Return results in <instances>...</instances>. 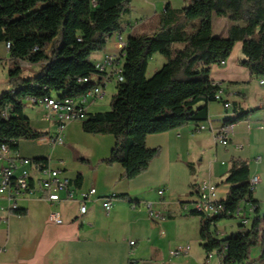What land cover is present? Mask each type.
I'll use <instances>...</instances> for the list:
<instances>
[{
	"label": "crops",
	"instance_id": "1",
	"mask_svg": "<svg viewBox=\"0 0 264 264\" xmlns=\"http://www.w3.org/2000/svg\"><path fill=\"white\" fill-rule=\"evenodd\" d=\"M167 4L182 8L188 6L190 0H133L131 12L124 18L123 36L128 39L137 31V34L149 33L142 29L144 18L162 13ZM224 18L217 16L215 20L213 17V30L220 36H227L233 24ZM116 37L114 34L106 49L98 52L93 60L114 51ZM9 57L6 43L0 42V69H3L0 95L9 89ZM243 57L242 42L238 41L226 64H215L211 69V79L221 83L224 99L232 103L226 108L221 101L209 102L213 127L217 129L225 125L227 119L251 111L245 119L234 123L229 144L218 143L211 130L196 131L194 122L150 134L147 146L161 147V153L145 172L132 179L121 178L124 167L120 163L100 162L110 155L115 145L113 135L87 133L82 128V120L75 119L67 123L62 141L54 144L50 138L58 134L57 119L47 118L48 109L44 105L27 100L24 114L34 128L47 135L36 140H21L16 154L47 159L52 167L61 169V175L71 179L75 194L74 198L66 199L62 192L63 198L52 203L34 193L20 201L24 213L0 210V264H129L130 260L136 264H205L207 251L201 238L205 217L193 213V205L204 180L216 186L215 201L226 199L230 184L225 180L232 158L246 159L250 176L258 175L253 191L258 209L249 214L251 202H242L240 216L219 220L212 228L214 235L219 239L229 237L248 230L252 217H264V83L260 84V77L241 64ZM153 58L156 71L166 59L156 54ZM21 63L31 70L41 67ZM26 73L35 75L31 71ZM86 106L88 112L106 111L110 101L105 98L94 101L89 97ZM91 187L96 188V194L87 200V211L81 213L80 199ZM160 188H165L163 197L158 192ZM112 192L127 195V198L115 199L111 210L107 211L103 197ZM147 201L162 213V219L149 216L143 205ZM132 203L139 206L133 208ZM53 211L59 213L61 223L53 220ZM243 216L249 218L246 225H242L240 217ZM185 245L190 246L186 254H169L171 249ZM217 257L216 252L212 262L222 264ZM244 264H264L259 245L252 249Z\"/></svg>",
	"mask_w": 264,
	"mask_h": 264
},
{
	"label": "trees",
	"instance_id": "2",
	"mask_svg": "<svg viewBox=\"0 0 264 264\" xmlns=\"http://www.w3.org/2000/svg\"><path fill=\"white\" fill-rule=\"evenodd\" d=\"M132 1L0 0V42L10 43L9 89L0 95V142L17 150L21 140L47 135L34 128L24 114L27 100L52 95L78 99L97 85L95 78L79 79L93 76L92 55L104 51L114 34L123 35ZM215 15L233 22L227 36L214 34ZM238 41L244 55L241 64L264 77V0H190L182 8L167 4L155 31L131 34L124 49L123 80L116 84L111 108L86 111V117L80 118L85 132L115 138L110 155L100 162L120 163L124 167L121 178L132 179L161 153V147L147 146L148 135L208 120V104L215 101L220 89L211 79L212 66L227 59ZM155 54L166 61L148 76ZM21 61L40 64L41 71L27 74ZM250 112L224 123H236ZM32 160L49 163L44 158ZM249 178L248 161L232 158L225 180L230 189L219 202L224 209L213 217L204 216L202 224L205 250L234 262L229 264H244L258 245L264 258V217L255 216L248 230L223 239L212 231L219 220L240 216L242 202H255ZM129 264L136 262L130 260Z\"/></svg>",
	"mask_w": 264,
	"mask_h": 264
},
{
	"label": "built area",
	"instance_id": "3",
	"mask_svg": "<svg viewBox=\"0 0 264 264\" xmlns=\"http://www.w3.org/2000/svg\"><path fill=\"white\" fill-rule=\"evenodd\" d=\"M127 44V39L123 35H117L115 40V51L105 53L100 59H95L94 67L95 74L91 77L80 78L79 81L95 78L97 81V89L88 91L87 94L78 99H58L57 95L43 97L41 99H30L33 103L44 105L47 109V118L55 117L57 119L58 134L51 137L52 143L56 144L62 141V134L69 121L85 118L88 98L94 101L104 98L106 87L110 83L115 85L123 80V63L124 49ZM7 48H10V43H6ZM226 59L221 60L218 66H224ZM260 84L264 83V77L259 78ZM219 85L218 95H215L216 101L223 102L226 108L232 106L229 100L223 97V89L221 83L214 82ZM234 123L229 125H221L219 128H214L212 120L196 123L195 130L205 131L211 130L218 143L227 146L231 140ZM29 166L26 168L22 166ZM259 181L258 175H252L249 178L250 190L253 192ZM216 186L208 180H204L200 185L199 197L194 202L193 211L202 214L205 217H213L223 211V205L214 199V191ZM96 188L91 187L80 199V211H87V200L96 194ZM65 193L66 199L74 198L75 190L72 187V181L69 177L61 175V169L52 167L49 163H36L30 158L21 157L16 154V150L10 148L6 143L0 142V210H5L12 213L20 209V201L28 195L38 193L41 198L47 199L52 203L60 201L63 197L61 193ZM161 197L164 196L165 188L158 190ZM119 198L118 193L112 192L103 197V206L107 211H110L113 206V201ZM3 201V202H2ZM150 217L155 220H160L163 215L160 211L155 210L152 202L143 204ZM139 205L132 203L133 208ZM258 209L256 202L250 203V213ZM53 220L61 223L59 213L53 211ZM244 225L249 223L247 216L240 217ZM134 244V241H131ZM190 249L189 245L178 246L170 250L171 256H179L186 254ZM1 250V247H0ZM216 250V249H214ZM212 251H207L205 264H216L212 262ZM217 260H223V264L234 262H226L225 257H217Z\"/></svg>",
	"mask_w": 264,
	"mask_h": 264
},
{
	"label": "rangeland",
	"instance_id": "4",
	"mask_svg": "<svg viewBox=\"0 0 264 264\" xmlns=\"http://www.w3.org/2000/svg\"><path fill=\"white\" fill-rule=\"evenodd\" d=\"M160 15L161 13H156L153 17H150V18H144L145 22L143 23L142 25V29L145 30L146 32H149V33H152V28H154L155 26H157L158 22H159V18H160ZM226 19L227 21H229L228 18H224ZM215 20H217V16L215 15ZM157 28V27H156ZM156 30V29H155ZM138 32V31H137ZM136 32V34H137ZM215 35L218 36V32H214ZM220 36V35H219ZM115 51V50H114ZM113 51V52H114ZM101 52V51H100ZM98 52L94 53L92 55V59H94V56L97 55ZM156 55H160L162 56L161 54H156ZM164 57V56H162ZM154 59V60H153ZM20 65L24 68L25 72L27 71H31V72H34V74H38L41 70V67L40 68H34L33 70L29 69L30 67L26 66V65H23L21 62H20ZM155 65V58H152L150 60V63H149V68H148V76H151L155 71H154V66ZM0 75H2V72H3V69H0ZM154 71V72H153ZM117 89H116V85L114 83H110L107 87H106V94L104 96V98L106 100H109L110 103L112 102V98H113V95L116 93ZM111 108V106L109 107V109ZM108 109V110H109ZM254 217H252L253 219ZM228 219H232V218H228Z\"/></svg>",
	"mask_w": 264,
	"mask_h": 264
},
{
	"label": "bare ground",
	"instance_id": "5",
	"mask_svg": "<svg viewBox=\"0 0 264 264\" xmlns=\"http://www.w3.org/2000/svg\"><path fill=\"white\" fill-rule=\"evenodd\" d=\"M92 89H97V85H95ZM92 89H91V90H92ZM91 90H89V91H91ZM217 95H218V93H217ZM226 125H229V124H226ZM240 212H241V211H240ZM215 254H216V252H215V251H212V257H213ZM219 257H223V255H219ZM219 262L223 264V260H219ZM216 264H217V263H216Z\"/></svg>",
	"mask_w": 264,
	"mask_h": 264
}]
</instances>
